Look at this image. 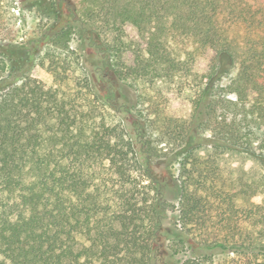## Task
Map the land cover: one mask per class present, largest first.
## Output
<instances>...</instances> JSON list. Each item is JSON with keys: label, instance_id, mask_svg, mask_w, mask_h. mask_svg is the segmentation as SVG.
Wrapping results in <instances>:
<instances>
[{"label": "trees", "instance_id": "1", "mask_svg": "<svg viewBox=\"0 0 264 264\" xmlns=\"http://www.w3.org/2000/svg\"><path fill=\"white\" fill-rule=\"evenodd\" d=\"M0 264H264V0H0Z\"/></svg>", "mask_w": 264, "mask_h": 264}, {"label": "rangeland", "instance_id": "2", "mask_svg": "<svg viewBox=\"0 0 264 264\" xmlns=\"http://www.w3.org/2000/svg\"><path fill=\"white\" fill-rule=\"evenodd\" d=\"M125 29H126V32H127L130 39H139L140 38L139 32L135 27H133L131 25H127L125 27ZM85 49H87V48H85ZM87 53H88V55L86 57L87 63L90 64L91 66H95V68L96 67L97 68L98 67L105 68L106 71H104V72H105V76L107 77L108 71L110 70V62L107 61V59H105L103 57L102 52L99 53L96 49L90 48L87 50ZM203 61L206 62L205 60H203ZM200 70H203V69H200ZM31 75L34 78H37L38 80H41V81L48 83V84H50L52 81L49 73L40 67L33 68V70L31 71ZM113 81L116 84H118L115 79H113ZM172 88H175L174 85H172ZM117 91L120 94V96H119L120 99H114L111 95L109 96L110 98H112L111 103L115 104V105L122 104V102L123 103H127V102L132 103L133 99L134 98L136 99V96H138L136 92L131 91L129 88H127L125 86H119L118 85ZM199 93H200V89L197 88L196 86L187 87V89H183L182 92H175L174 101H172V104H173L172 108H173V111L175 112V115L176 116H185L186 114H188L189 110L191 109V106L193 105L192 102L196 99V97ZM143 101H144V107H147V105H149L147 103V99H144ZM140 105H141V103H140ZM140 105L136 103L137 108H139ZM142 106H143V104H142ZM106 113H107L108 119L112 118V116L110 115V113L108 111ZM151 116L153 118V115H151ZM121 117L124 118L125 115L121 114ZM132 123H134V121L130 120L128 122V126L133 127ZM159 130H160V128H158V129L156 128V130L154 131V135H153L154 136L153 137L154 138L153 143L158 147L161 145V143H159L160 139H161ZM146 139H147V132H146ZM139 146H143V142H141V144H139ZM201 152H202V156H205L206 155L205 153L209 152V148H203L201 150ZM164 162H167V160H164ZM221 162H222L221 165L224 169V171H223L224 176L227 178L234 179V181L236 183L235 185L239 186V188H243L242 184L244 185V188H245V182L247 180L250 181L253 179H257L259 177L260 170H259L258 166L254 162V159H252L247 154L230 153V154L224 156L222 158ZM153 168H154V171L156 174L166 175V178H168V182H172L171 179L174 181V178H171L170 174L167 172V169L165 167V163H161L159 161L158 163H155ZM173 184L175 185V183H171V185H172L171 187H173L172 191L175 190V187ZM80 238L83 240L82 237H80Z\"/></svg>", "mask_w": 264, "mask_h": 264}]
</instances>
